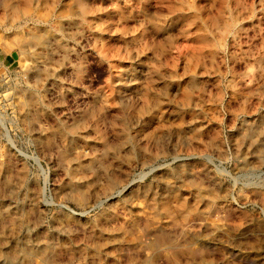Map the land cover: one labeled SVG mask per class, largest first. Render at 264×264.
<instances>
[{
  "label": "rangeland",
  "instance_id": "374dc122",
  "mask_svg": "<svg viewBox=\"0 0 264 264\" xmlns=\"http://www.w3.org/2000/svg\"><path fill=\"white\" fill-rule=\"evenodd\" d=\"M0 264H264V0H0Z\"/></svg>",
  "mask_w": 264,
  "mask_h": 264
},
{
  "label": "crops",
  "instance_id": "0c3cea01",
  "mask_svg": "<svg viewBox=\"0 0 264 264\" xmlns=\"http://www.w3.org/2000/svg\"><path fill=\"white\" fill-rule=\"evenodd\" d=\"M5 64V63H4Z\"/></svg>",
  "mask_w": 264,
  "mask_h": 264
}]
</instances>
